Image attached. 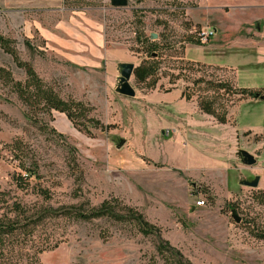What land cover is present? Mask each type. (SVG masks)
Listing matches in <instances>:
<instances>
[{
	"label": "rangeland",
	"instance_id": "obj_1",
	"mask_svg": "<svg viewBox=\"0 0 264 264\" xmlns=\"http://www.w3.org/2000/svg\"><path fill=\"white\" fill-rule=\"evenodd\" d=\"M36 1L73 9L49 16L50 25L70 16L83 27L102 23L108 47L130 56L135 97L114 92L118 72L70 67L37 33L26 37L20 0H0V70L23 83L26 63L63 101L85 107L77 124L30 111L0 77V220L15 229L0 239V264H163L161 243L182 264H264V88L250 77L264 78L263 35L255 37L264 14L254 7L264 0H158L175 11L127 9L145 0L122 9L109 0ZM205 28L216 35L201 43ZM223 32L252 46L241 47L250 53L244 61L231 56ZM151 44L158 71L140 80L135 70ZM202 57L213 65L190 61ZM228 134L229 154L201 148L204 136ZM192 136L200 154H188ZM173 145L182 152L166 153ZM238 150L256 164L244 166ZM256 176V188L239 184Z\"/></svg>",
	"mask_w": 264,
	"mask_h": 264
},
{
	"label": "crops",
	"instance_id": "obj_2",
	"mask_svg": "<svg viewBox=\"0 0 264 264\" xmlns=\"http://www.w3.org/2000/svg\"><path fill=\"white\" fill-rule=\"evenodd\" d=\"M111 1V0H109ZM127 0V5H128ZM135 2V0H131V2ZM145 1H148L147 3H150L154 6L143 5ZM142 3H139V6L135 7H129L127 9L130 10H163L168 9L169 11H175L177 8V4L175 3L174 6H169L168 8L163 6H156V4H159L158 0H145ZM178 2H181V0H175ZM19 2V1H18ZM38 1L36 0H20V5L18 8V17H20L21 25H23L25 28L24 34L26 37L33 38L34 34L37 33L39 38L42 40V43L44 45V48H46L48 51L51 50L54 52L56 57H58L60 60H62L65 64H67L70 67L74 68H85L92 71H98L104 68L107 72V74H112L113 72H118L117 70V64L118 63H124V62H130V56L128 55V52L122 48H111L108 47V42L104 39V32H103V26L102 23H96V21L92 20H86L88 25L83 27L80 23L78 18L70 16L69 18L62 20L61 23H53L50 25V22H47L49 20V16L52 18L53 15L55 16V12H61V14H64L65 12H72L73 9L68 8H53L52 5L49 4H43L42 8H38L39 5H37ZM261 3V2H260ZM127 7V6H126ZM124 7V8H126ZM254 7L260 8L262 10V13L264 14V2L261 4H257ZM114 8V7H113ZM114 9H122V8H114ZM38 10V11H37ZM36 12L42 14V19L36 16ZM31 15V20L27 18V15ZM257 16V15H255ZM264 18V16H263ZM208 23V21H207ZM237 28V25L232 28L231 33L234 32ZM209 29L212 30L213 36L215 37V29L211 28H205L204 30ZM224 33L223 39H225V45L226 46H232L234 47V51H232L231 56H237V59H240L242 61L245 60V55H249L250 53L247 51L242 50V46L244 47H252L248 46V42L242 39H238L235 41H231V34L228 36L227 33ZM263 37L261 38L260 36ZM247 37V36H246ZM255 37L257 39L260 37V44L257 46H263L264 44V34H258ZM229 42V43H226ZM213 46V44H212ZM237 47H239V52H236ZM198 49H203L205 47H197ZM209 48V47H207ZM242 50V51H240ZM256 53L258 56H260V60H263L264 58V49L261 48L259 51L257 50ZM128 60V61H127ZM191 62L196 63H202L207 65H213L208 62V60L203 59H197V60H190ZM230 62L232 63L233 60L230 58ZM227 66V65H223ZM252 80H254L256 83L258 82L260 85L256 84V88H264L261 85H264V78L261 76H250ZM117 78V77H116ZM260 79V80H259ZM246 88V87H243ZM250 90H254L252 88H247ZM255 92H260L259 89H255ZM200 138V137H199ZM204 139L201 141V143L205 144V147L201 146V148H204L205 150H210V152L213 154H229L230 153V135L225 137H220L222 140H216L218 137L215 136H209L206 135L203 137ZM193 141L192 147L190 149L191 152L188 154H200V150L197 148V144L193 145V143H196L194 140V137L192 136ZM230 139V141H229ZM222 142V143H221ZM212 143H214V146L212 147ZM211 145V146H210ZM212 147V149H211ZM166 153L169 152H175V154H178L182 152V147L173 145L171 148H165ZM170 151H167L169 150ZM186 154V151H184ZM183 154V153H182Z\"/></svg>",
	"mask_w": 264,
	"mask_h": 264
},
{
	"label": "trees",
	"instance_id": "obj_3",
	"mask_svg": "<svg viewBox=\"0 0 264 264\" xmlns=\"http://www.w3.org/2000/svg\"><path fill=\"white\" fill-rule=\"evenodd\" d=\"M190 43H194L199 45L198 42H192L189 40ZM157 46L154 44L150 45V51L148 52V57L150 59L148 62L143 63L135 70V75L140 80H154L155 75L158 71V65L155 62L157 60V56H153V52L151 51L152 48H156ZM151 55V56H150ZM22 67L25 70L26 79L22 82H14L10 73L5 70H0V77L4 81H8L12 84L13 89L20 99L29 109L33 112H50L55 111L58 113H63L66 115L67 119L72 122L73 124H77L78 119L85 117L84 111L85 107L80 102L74 101H63L57 93L51 89L50 87L45 86L42 81L38 78L34 70L26 63L22 64ZM155 83V81L153 82ZM214 90H221V87L215 86L213 87ZM217 90V91H218ZM245 93V91H241ZM250 96L254 98H258L259 94L247 92ZM201 110L209 115L214 116V113L208 106H202ZM215 117V116H214ZM225 116L220 118H216L219 123H225ZM32 173L26 174L27 179L32 177ZM100 215L99 213L96 216ZM102 215V214H101ZM95 217V216H94ZM15 226V225H14ZM15 229L9 222L4 223L0 220V239L11 235ZM158 255L163 261V264H182L178 259L176 260L175 257L171 252V248L166 244H160L158 246ZM189 264V263H185Z\"/></svg>",
	"mask_w": 264,
	"mask_h": 264
},
{
	"label": "water",
	"instance_id": "obj_4",
	"mask_svg": "<svg viewBox=\"0 0 264 264\" xmlns=\"http://www.w3.org/2000/svg\"><path fill=\"white\" fill-rule=\"evenodd\" d=\"M110 5L114 8H124L127 6V0H111ZM155 37L156 36L153 35V38ZM117 70L119 75L116 78L117 84L115 86L114 92L123 97L134 98L135 91L130 85V78L134 70V65L131 63H118ZM261 99L264 101V96L261 97ZM236 155L244 166L250 167L256 164V159L254 156L244 150H238ZM258 183L259 177L256 176L252 181L243 180L239 184L249 188H256ZM232 218L236 222H239V219L235 216L234 211L232 212Z\"/></svg>",
	"mask_w": 264,
	"mask_h": 264
},
{
	"label": "built area",
	"instance_id": "obj_5",
	"mask_svg": "<svg viewBox=\"0 0 264 264\" xmlns=\"http://www.w3.org/2000/svg\"><path fill=\"white\" fill-rule=\"evenodd\" d=\"M212 36H213V32H212V30H209V29L202 30V31L197 33L198 40L201 43H206L207 40H209L210 37H212ZM203 205H204L203 200L196 202L197 207H202Z\"/></svg>",
	"mask_w": 264,
	"mask_h": 264
}]
</instances>
